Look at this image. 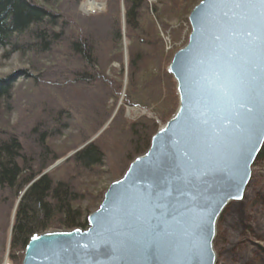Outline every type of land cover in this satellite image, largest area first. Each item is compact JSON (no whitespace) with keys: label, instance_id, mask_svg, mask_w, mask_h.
Returning a JSON list of instances; mask_svg holds the SVG:
<instances>
[{"label":"water","instance_id":"water-1","mask_svg":"<svg viewBox=\"0 0 264 264\" xmlns=\"http://www.w3.org/2000/svg\"><path fill=\"white\" fill-rule=\"evenodd\" d=\"M189 25L167 68L175 115L107 189L87 229L33 237L22 264H216L217 223L243 199L264 147V31L259 15L223 0H202Z\"/></svg>","mask_w":264,"mask_h":264},{"label":"rangeland","instance_id":"rangeland-1","mask_svg":"<svg viewBox=\"0 0 264 264\" xmlns=\"http://www.w3.org/2000/svg\"><path fill=\"white\" fill-rule=\"evenodd\" d=\"M34 1L46 5L44 0ZM96 1L102 8L92 14L84 10L86 0L78 6L73 0H50L49 8L74 21L66 30L67 35H72L77 32V26L91 31L94 23L91 27L88 23L93 19L87 18L107 13L108 0ZM147 2L152 5L150 8L157 7L161 21L150 12L156 26L153 30L156 39L143 50L150 53L152 59L141 63L134 82L130 81L131 42L125 25L122 26V42L113 54H121L122 63L109 61L105 72L113 86L111 89L97 77L92 83L80 79L79 74L95 73L98 68L86 66L72 57L65 39L45 54H15L5 60L0 51V80L14 85L11 101L0 102V132L3 137V134L18 136L29 149L28 157L34 164H40L43 148L35 139L32 142V131L37 128L43 132L52 127L46 147L51 156L59 159L34 183L45 175L56 183L74 182L84 196L81 203L74 205L83 214L81 223L87 222L88 216L99 208L111 184L123 178L131 163L146 153L145 147L135 151L136 135L132 126L143 125L142 133L150 137L153 128L149 122L155 121L158 132L175 115L179 105L176 83L167 68L174 55L187 45L191 33L189 17L202 0ZM120 9L124 18L122 4ZM28 40L22 37L24 43ZM118 84L121 85L120 95L115 93ZM92 143L103 152L104 163L87 175L75 170V165L69 162ZM18 203L19 199L13 194L0 191V264L23 263L26 249L13 251L11 248ZM58 227L55 225L47 232L67 231ZM213 248L216 264H264V147L252 168V178L243 199L232 202L220 217Z\"/></svg>","mask_w":264,"mask_h":264},{"label":"trees","instance_id":"trees-1","mask_svg":"<svg viewBox=\"0 0 264 264\" xmlns=\"http://www.w3.org/2000/svg\"><path fill=\"white\" fill-rule=\"evenodd\" d=\"M44 1L47 6L40 5L34 0H0V51H3L5 60H10L15 54L28 55L33 52L38 55L51 52L65 39L66 44H64L67 45L68 53L72 57L86 66L98 68L95 73L79 74L80 79L92 83L97 77L111 89L113 86L105 72L109 61L122 63V55L113 54L118 51V45L122 42V26L125 25L126 36L131 42L130 81L134 82L141 63L151 62L152 56L143 50L149 48L156 39L153 33L156 26L151 20L150 12L155 14L159 22L161 16L156 6L150 8L152 5L147 0H108L107 13L96 18H87L93 19L88 26L91 27L94 23L95 28L87 31L77 26V32L72 35H67L66 30L74 21L51 10L50 0ZM73 1L76 6L82 2V0ZM121 4L124 7V18L121 16ZM145 15L147 17H144ZM22 37L29 38L28 43H24ZM116 86L115 93L120 95L121 85ZM13 87L12 83L0 80V102L11 101ZM173 88L175 94V85L172 84V90ZM149 124H152L153 128L150 137L142 133L140 127L143 125L138 123L132 126L136 135L135 151L144 147L145 152L148 151L151 138L158 130L155 121H150ZM50 130L52 127H48L43 132L37 128L32 131V142L35 139L43 148L40 164H34L32 158L28 157L29 149L18 136L3 134L4 138L0 132V191H8L19 199L12 227L13 251L21 248L24 251L33 237L44 234L55 225L60 226L57 229L67 231L88 228L86 221L81 223L83 217L81 210L74 206L84 199L74 182L56 183L51 176L45 175L34 183L59 159L55 155L51 156L46 147L47 141L50 142L51 139ZM71 159L69 163L75 165V170L89 175L91 171L103 166L104 154L92 143Z\"/></svg>","mask_w":264,"mask_h":264},{"label":"snow or ice","instance_id":"snow-or-ice-1","mask_svg":"<svg viewBox=\"0 0 264 264\" xmlns=\"http://www.w3.org/2000/svg\"><path fill=\"white\" fill-rule=\"evenodd\" d=\"M257 2L260 5H264V0H223V6L235 9H241L247 12L249 15H259L261 30L264 31V11L256 13ZM248 36H252V32L247 33ZM241 198V197H238Z\"/></svg>","mask_w":264,"mask_h":264},{"label":"bare ground","instance_id":"bare-ground-1","mask_svg":"<svg viewBox=\"0 0 264 264\" xmlns=\"http://www.w3.org/2000/svg\"><path fill=\"white\" fill-rule=\"evenodd\" d=\"M101 8L102 5L98 4L96 0H86V3L84 4V10L89 14L100 11Z\"/></svg>","mask_w":264,"mask_h":264}]
</instances>
